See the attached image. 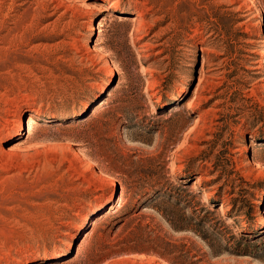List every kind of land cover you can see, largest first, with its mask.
<instances>
[{"label": "rangeland", "instance_id": "obj_1", "mask_svg": "<svg viewBox=\"0 0 264 264\" xmlns=\"http://www.w3.org/2000/svg\"><path fill=\"white\" fill-rule=\"evenodd\" d=\"M0 264H264V0H0Z\"/></svg>", "mask_w": 264, "mask_h": 264}, {"label": "bare ground", "instance_id": "obj_2", "mask_svg": "<svg viewBox=\"0 0 264 264\" xmlns=\"http://www.w3.org/2000/svg\"><path fill=\"white\" fill-rule=\"evenodd\" d=\"M251 1V0H250ZM134 18V17H133ZM133 20V19H132ZM133 22V21H132ZM129 79V78H128ZM124 81H125V77H124V74H122V73H119L118 74V78H117V80H116V82H115V86L114 87H116V86H118L121 82H123L124 83ZM128 81V80H127ZM126 83V82H125ZM121 87V86H120ZM118 88V87H117ZM113 89V88H112ZM114 90V89H113ZM113 92V91H112ZM177 145V144H176ZM179 145V144H178ZM180 146V145H179ZM178 146V147H179ZM175 147V146H174ZM177 147V148H178ZM172 154V153H171ZM173 155V154H172ZM163 157V159H170L171 157H170V151L169 152H165L164 154L162 153V155H161V157L159 158L158 157V161L157 162H160V163H162L163 161L161 160V158ZM172 159V158H171ZM163 165V164H162ZM162 165H160V166H162ZM165 165V164H164ZM175 166H176V164H172V165H170L169 166V169H170V172H173L174 171V169H176L175 168ZM178 170V169H177ZM169 171V170H168ZM169 173V172H168ZM171 174V173H170ZM169 174V175H170ZM199 184V183H198ZM195 186V185H194ZM218 211H220V210H218ZM222 214V213H221ZM230 221V220H229ZM81 246V245H80ZM79 246V247H80ZM78 247V248H79ZM79 250H77L76 251V253L78 252ZM75 253V254H76ZM79 253V252H78ZM78 255V254H77ZM80 255H81V253H80ZM223 255V254H222ZM79 256V255H78ZM76 256H74V258H75ZM151 258V257H150ZM221 259H223V258H221ZM220 260V259H219Z\"/></svg>", "mask_w": 264, "mask_h": 264}, {"label": "water", "instance_id": "obj_3", "mask_svg": "<svg viewBox=\"0 0 264 264\" xmlns=\"http://www.w3.org/2000/svg\"><path fill=\"white\" fill-rule=\"evenodd\" d=\"M115 78V77H114Z\"/></svg>", "mask_w": 264, "mask_h": 264}]
</instances>
